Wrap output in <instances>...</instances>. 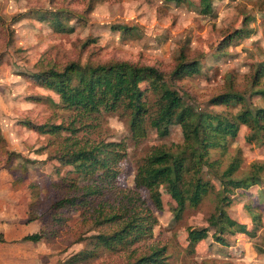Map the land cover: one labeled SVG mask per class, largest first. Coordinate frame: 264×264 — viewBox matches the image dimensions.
Returning <instances> with one entry per match:
<instances>
[{
	"label": "rangeland",
	"instance_id": "obj_1",
	"mask_svg": "<svg viewBox=\"0 0 264 264\" xmlns=\"http://www.w3.org/2000/svg\"><path fill=\"white\" fill-rule=\"evenodd\" d=\"M199 3L200 0H182L178 4L169 0H0V128L12 151L35 162L24 166L17 159L7 168L0 165V234L5 239L0 242V264H65L73 255L92 249V236L117 228L105 225L95 229L97 210L84 216L79 212L66 217L62 230L50 243L21 242L26 235L40 231L42 223L31 221L29 205L34 200L29 193L17 190L14 174H26L38 186L39 214L60 196L50 186L52 182L80 176L76 168L48 160L70 132L40 135L19 125L26 119L37 125L49 120L69 124L78 112L59 109L56 94L35 85L23 74H36L47 65L63 68L72 62L97 65L128 61L155 66L168 75L184 52L190 59L202 60L200 74L176 85L189 104L210 110L212 97L233 90L245 95L254 106L264 107V96L254 94L264 90V77L257 86L253 85L257 66L264 63V6L257 0H222L214 2L212 13L204 14ZM52 9L74 13L68 23L74 29L71 33H56L49 22H39L30 15L15 18ZM242 29L251 32L226 45V39ZM32 96L50 101H29ZM229 110L237 113L241 107ZM92 121L90 126H77V136L83 142L127 143V156L118 166L114 193L106 198L107 205L115 209L140 207L142 216L150 212L157 224L152 238L130 251L115 254L100 250L99 258L80 264H126L131 257L156 249H165L168 264H264V172L261 187L244 195H229L240 197L227 207L234 220L250 229V210L261 215V229L254 236L227 235L228 246L218 244L211 230L206 240L191 248L188 230L207 228L208 219L216 211L221 190L217 179L205 170L204 179L212 181L215 192L197 208H188L180 220L174 217L176 202L170 196L163 194V209H159L149 189L135 182L138 167L154 148L181 144V132L161 139L151 130L146 139L135 143L130 138L127 119L103 111ZM249 132L242 126L230 141L227 153L214 156L221 160V171L234 157L241 159L237 178L252 173L254 165H264V144L249 143Z\"/></svg>",
	"mask_w": 264,
	"mask_h": 264
},
{
	"label": "trees",
	"instance_id": "obj_2",
	"mask_svg": "<svg viewBox=\"0 0 264 264\" xmlns=\"http://www.w3.org/2000/svg\"><path fill=\"white\" fill-rule=\"evenodd\" d=\"M169 1L178 4L182 0ZM216 1L222 0H200L202 12L212 13ZM257 2L264 6V0ZM38 11L36 14L27 12L28 14L15 18L17 20L33 16L39 22H49L56 33H71L74 30L68 25L70 16L74 17L72 11ZM123 29L125 30L122 28V31ZM250 32L249 29L236 30L225 43L229 45ZM201 61V58L190 59L182 52L168 75L155 66L128 61L97 65L72 62L63 68L47 65L41 67L36 74H23L35 85L56 94L60 99L59 109L78 113L69 124H57L49 120L37 125L26 119L20 121L19 125L40 135L59 136L70 132L64 138L62 146L48 160L57 161L65 168L74 167L80 173L79 178L64 177L60 183H51L50 186L60 196L53 199L41 214L38 211V186L26 174H14L17 190L29 193L34 200L29 205L31 221L42 223L39 232L25 236L23 241L48 244L62 230L66 217L79 212L84 216L94 210L98 213L94 222L95 229L105 225H117V228L92 236V249L73 255L65 264L95 260L99 258L100 250L115 254L128 252L142 241L152 238V229L157 220L150 212L142 216L140 207L115 209L106 203V198L114 193L119 175L118 166L127 156L126 141L89 143L77 136L78 129L90 126L94 122L92 119L103 111L127 119L130 138L135 143L146 139L151 130L161 139L171 137L176 131L181 132V144L174 145L173 148H154L138 167L135 177L136 185L149 189L151 198L159 209H163V194L176 202L173 210L176 220L182 219L188 208H197L215 192L212 181L204 179L205 170L220 183L218 205L208 219L209 226L188 230L187 239L191 248L206 240L211 230H214L213 238L218 244L228 246L227 235L254 236L261 229V215L250 210L253 225L250 229L247 224L234 220L227 207L240 197L235 195L230 198L229 195H244L249 190L261 187L264 165H254L252 173L237 178L235 175L241 164L239 157H234L227 168L221 171V160L214 156L227 153L230 141L237 137L242 126L250 130L246 138L249 143L264 144V107L254 106L247 101L245 95L233 90H225L212 97L208 103L210 110L197 109L189 104L176 85L187 77L200 74ZM263 77L264 63L257 66L253 85L257 86ZM254 94L257 97L264 96V90L255 91ZM151 96L153 100L150 99ZM43 100L50 101L45 97L29 98V101ZM238 106L241 110L237 113L229 110ZM17 159L24 166L35 163L21 153L12 151L0 128V165L7 168ZM4 241L0 234V242ZM126 264L168 263L165 249H156L133 256Z\"/></svg>",
	"mask_w": 264,
	"mask_h": 264
},
{
	"label": "crops",
	"instance_id": "obj_3",
	"mask_svg": "<svg viewBox=\"0 0 264 264\" xmlns=\"http://www.w3.org/2000/svg\"><path fill=\"white\" fill-rule=\"evenodd\" d=\"M39 232V231H38ZM37 233V232H36ZM32 234H34V233H32ZM29 235H31V234H29ZM27 236V235H26ZM24 238V237H23ZM5 240V239H4ZM5 242V241H4ZM21 242H25V241H23V239L21 240ZM29 243V242H28ZM30 243H32V242H30ZM41 243V242H40ZM34 244V243H33ZM38 244V243H37Z\"/></svg>",
	"mask_w": 264,
	"mask_h": 264
}]
</instances>
